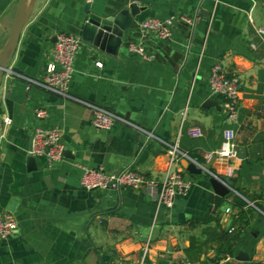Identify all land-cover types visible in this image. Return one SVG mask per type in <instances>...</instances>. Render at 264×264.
<instances>
[{
    "label": "crops",
    "instance_id": "crops-1",
    "mask_svg": "<svg viewBox=\"0 0 264 264\" xmlns=\"http://www.w3.org/2000/svg\"><path fill=\"white\" fill-rule=\"evenodd\" d=\"M133 1L139 12L125 31L119 55L102 54L83 40L70 92L129 117L164 141L179 137L183 151L203 165L210 163L216 175L232 178L233 190L225 196L215 192L209 172L191 175L184 158L175 166L195 184L171 209H158L144 189H85L81 174L86 166L109 171L131 166L160 180L168 161L160 151L165 145L121 123L96 129L88 106L30 86L9 71L41 77L57 34L81 36L87 4L115 13ZM17 7L18 0H0V52ZM151 17L173 18L171 37L143 33L141 22ZM260 28L264 0H32L0 86V212L12 213L19 224L10 238L0 239V264H139L148 239L145 264H215L222 236L232 227L234 254L217 264H264ZM131 43H141L149 58L132 52ZM216 62L241 81L239 118L232 125L223 98L209 85ZM209 99L218 106L206 105ZM38 109L48 115L39 118ZM193 126L201 127L203 136H190ZM38 127L61 129L64 156L52 165L36 157L34 169L28 157ZM227 127L235 129L236 145L245 154L215 158ZM235 196L248 206L235 204ZM241 210L246 217L240 218ZM241 253L244 259H238Z\"/></svg>",
    "mask_w": 264,
    "mask_h": 264
},
{
    "label": "built area",
    "instance_id": "built-area-1",
    "mask_svg": "<svg viewBox=\"0 0 264 264\" xmlns=\"http://www.w3.org/2000/svg\"><path fill=\"white\" fill-rule=\"evenodd\" d=\"M1 18V10H0ZM184 22L193 24L194 19L187 16H180ZM174 19L151 17L141 22L143 33L152 32L161 38H169L172 35ZM258 35L264 41V29L257 30ZM83 39L79 35L61 32L57 34L56 41L50 52L45 72L41 77H31L15 70H9L11 74L22 78L30 86L40 87L48 92L64 98L74 99L88 106L92 111V125L99 130H109L114 124L121 123L145 134L148 139L157 138L167 149L168 161L163 177L158 180L152 176L141 173L131 166L121 170L109 171L104 167H83L81 174V185L87 190L93 189H115L123 188L144 189L145 192L156 202L158 209H171L178 197L188 194L195 184L194 179L186 171L176 168V163L180 159L192 161L198 166H203L190 154L183 151L179 146V137L176 142L170 143L156 136L155 132L144 128L136 121L127 116L119 114L110 108L89 102L72 95L70 92V81L74 72L75 57L83 44ZM257 47L255 43L252 44ZM130 50L147 59L144 47L141 43H131ZM98 66L102 62L97 61ZM209 85L215 95L223 98V108L228 124L238 122L241 107V81L238 75L229 74L222 63L216 62L209 75ZM36 114L39 118L48 115L46 109H38ZM188 133L194 138L203 136V130L199 126L189 128ZM236 131L233 127H227L223 131V141L221 147L215 152L218 157H231L236 155ZM30 155L43 157L52 165L62 160L64 156V145L62 143V133L59 127L35 129L32 139ZM215 175L213 172H209ZM231 208H227V212ZM19 228L16 217L10 212H0V239L7 240ZM235 227L230 228L233 232ZM150 250V240L148 239L143 247V256L139 264H145ZM229 257V256H228Z\"/></svg>",
    "mask_w": 264,
    "mask_h": 264
},
{
    "label": "water",
    "instance_id": "water-1",
    "mask_svg": "<svg viewBox=\"0 0 264 264\" xmlns=\"http://www.w3.org/2000/svg\"><path fill=\"white\" fill-rule=\"evenodd\" d=\"M32 0H18V7L13 23L8 28L7 40L0 52V86L3 81L8 65L13 59L17 50L22 30L28 18L30 2ZM139 12V5L136 1L125 5L118 12H110L105 10L102 12L91 10V4L85 7L86 16L83 21L81 37L92 44L102 54H110L118 56L123 43L125 31L132 25L134 17ZM218 106V102L209 99L206 105ZM164 154L167 149H160ZM246 149L243 146H236L237 155H244ZM216 158V154L213 155ZM241 157V156H240ZM28 162L34 169L37 168L36 157L29 155ZM185 168L191 174H202L203 172H211L212 165L204 164L198 166L196 163L186 159ZM210 183L215 192L220 196H225L232 192L234 182L232 178L226 175H211ZM244 253L239 254L238 259H244Z\"/></svg>",
    "mask_w": 264,
    "mask_h": 264
},
{
    "label": "trees",
    "instance_id": "trees-1",
    "mask_svg": "<svg viewBox=\"0 0 264 264\" xmlns=\"http://www.w3.org/2000/svg\"><path fill=\"white\" fill-rule=\"evenodd\" d=\"M191 175H195V174H191ZM235 204H237L242 209L244 206H248V203L244 201L242 198H240L239 196H235ZM243 217H246V212L244 211L240 213V218H243ZM231 235L232 234H230L229 232L228 233L226 232L225 235L222 236L220 246L216 250V256L212 259L213 263L217 264L218 261L224 256L226 257V256H231L234 254V239L235 238L234 236L231 237Z\"/></svg>",
    "mask_w": 264,
    "mask_h": 264
}]
</instances>
